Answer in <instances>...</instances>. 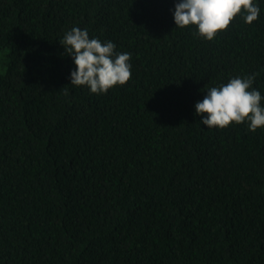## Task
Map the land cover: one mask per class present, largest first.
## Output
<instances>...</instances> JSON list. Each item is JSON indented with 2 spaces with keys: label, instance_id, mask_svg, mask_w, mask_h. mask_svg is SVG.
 Masks as SVG:
<instances>
[{
  "label": "trees",
  "instance_id": "16d2710c",
  "mask_svg": "<svg viewBox=\"0 0 264 264\" xmlns=\"http://www.w3.org/2000/svg\"><path fill=\"white\" fill-rule=\"evenodd\" d=\"M178 2L0 0V264H264V128L195 109L237 76L264 97V0L212 41ZM73 27L131 79L71 85Z\"/></svg>",
  "mask_w": 264,
  "mask_h": 264
},
{
  "label": "clouds",
  "instance_id": "9594fccd",
  "mask_svg": "<svg viewBox=\"0 0 264 264\" xmlns=\"http://www.w3.org/2000/svg\"><path fill=\"white\" fill-rule=\"evenodd\" d=\"M242 13L244 21L251 24L259 18L260 8L254 0H180L175 5L174 21L178 28L195 26L194 35L212 41ZM59 42L76 65L71 85L87 86L91 93L99 95L131 79V53L117 52L112 41L90 38L87 28L73 27ZM255 79V75L237 76L209 88L204 99L195 105L196 114L204 116L200 123L223 129L233 122H247L253 133L264 128V97L253 88Z\"/></svg>",
  "mask_w": 264,
  "mask_h": 264
},
{
  "label": "rangeland",
  "instance_id": "374dc122",
  "mask_svg": "<svg viewBox=\"0 0 264 264\" xmlns=\"http://www.w3.org/2000/svg\"><path fill=\"white\" fill-rule=\"evenodd\" d=\"M5 69H6V68H2V67L0 66V75H4V73H5Z\"/></svg>",
  "mask_w": 264,
  "mask_h": 264
}]
</instances>
